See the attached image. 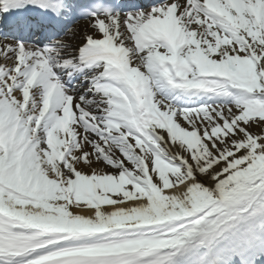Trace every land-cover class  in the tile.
I'll return each mask as SVG.
<instances>
[{
  "label": "snow or ice",
  "instance_id": "6c2138e0",
  "mask_svg": "<svg viewBox=\"0 0 264 264\" xmlns=\"http://www.w3.org/2000/svg\"><path fill=\"white\" fill-rule=\"evenodd\" d=\"M262 261L264 0H0V264Z\"/></svg>",
  "mask_w": 264,
  "mask_h": 264
},
{
  "label": "bare ground",
  "instance_id": "6f19581e",
  "mask_svg": "<svg viewBox=\"0 0 264 264\" xmlns=\"http://www.w3.org/2000/svg\"><path fill=\"white\" fill-rule=\"evenodd\" d=\"M62 40H67V36L65 35L63 38L58 39V41H62ZM69 43H71V41H69ZM85 211H89V210L85 209Z\"/></svg>",
  "mask_w": 264,
  "mask_h": 264
}]
</instances>
